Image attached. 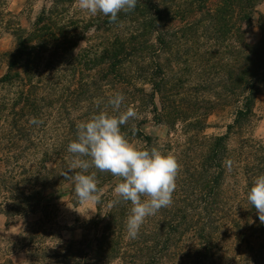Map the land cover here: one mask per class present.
<instances>
[{
	"label": "trees",
	"instance_id": "obj_1",
	"mask_svg": "<svg viewBox=\"0 0 264 264\" xmlns=\"http://www.w3.org/2000/svg\"><path fill=\"white\" fill-rule=\"evenodd\" d=\"M177 1L138 0L117 23L97 14V29L74 13L77 0H49L28 29L11 31L13 49L0 54V215L21 220L23 228L0 264H14L12 252L24 255L23 264H210L225 241H240L239 228H251L259 244L247 243V262L264 264V224L247 200L254 178L264 174V140L246 134L256 99L264 95V13L258 10L264 0H188L184 16L202 17L179 31L194 34L202 23L214 43L201 58L202 89L215 75L225 76L224 98L217 94L222 100L195 102L179 96V81L173 83L162 64L180 38L176 32L172 41L169 34L185 10ZM6 4L0 0V37ZM254 19L258 39L250 43ZM92 28L96 33L88 36ZM116 93L125 97L121 112H137L121 129L131 142L178 159L173 202L130 238L131 204L112 205L118 180L97 171L95 214L80 226V239H65L53 223L52 199L73 184L62 175L73 158L68 145L80 122L100 110L118 114L108 105ZM225 108L233 117L225 133L206 135L208 118ZM33 118L41 123H30ZM148 122L164 125L165 139L146 135ZM230 182L242 185L236 201L226 190Z\"/></svg>",
	"mask_w": 264,
	"mask_h": 264
},
{
	"label": "clouds",
	"instance_id": "obj_2",
	"mask_svg": "<svg viewBox=\"0 0 264 264\" xmlns=\"http://www.w3.org/2000/svg\"><path fill=\"white\" fill-rule=\"evenodd\" d=\"M137 3L138 0H77L81 10L93 16L102 14L110 23H117L121 12L134 11ZM124 99L123 94L116 93L108 100V105L118 114L100 110L77 125L76 139L67 148L73 158L62 175L72 181L81 204H96L100 200L97 171L116 178V199L112 205L130 202L126 228L128 236L134 239L147 217L172 204L181 165L171 153H164L156 147L143 149L131 142L121 129L129 120L137 118V112L132 108L121 112ZM30 123L39 124L41 121L33 118ZM132 131H136L134 126ZM89 169L96 171L89 172ZM247 200L264 224V174L254 178Z\"/></svg>",
	"mask_w": 264,
	"mask_h": 264
},
{
	"label": "rangeland",
	"instance_id": "obj_3",
	"mask_svg": "<svg viewBox=\"0 0 264 264\" xmlns=\"http://www.w3.org/2000/svg\"><path fill=\"white\" fill-rule=\"evenodd\" d=\"M48 3L49 0H7L5 7L7 14L5 16V24L3 26V31L5 33L0 37V54L9 52L13 49L14 38L11 35V31L16 28L28 29L35 20L36 16L39 14L40 10L44 6H47ZM175 5L177 8L185 10H182L183 13L180 12V20H178V23H174L175 25L172 24L175 27H172L169 31L171 40L172 34L176 32H178L176 34L177 37L180 38L178 43L166 51L162 56V64L165 65L166 75L173 83L176 80L179 81L181 86L178 90L180 92L179 96L186 100H190L192 102L202 99L216 101L224 98L223 94H225V92L224 89H222L225 81L224 74H218L212 77V84L210 87H205L206 89L204 90L202 89L201 82H203L206 75L201 72L203 68L201 58L203 57V53L208 49L207 45L211 46V44H214L209 39L210 34L203 30L202 23L197 26L194 34L191 33L185 35V32H180V28L186 27L188 22L200 20L202 15L198 13L194 17L189 18L184 16L187 11L186 7H188V0H179ZM208 6L211 8L212 4L210 3ZM258 10L264 13V3L258 7ZM74 13L87 20H93V27L97 26V29L99 28L96 15L93 16L90 13L81 10L78 7L77 2L74 5ZM95 31L96 29L92 28L89 31L88 36H92V34L96 33ZM192 34L193 39H191ZM257 39L258 33L254 19L253 26L248 31L247 40L250 43H254ZM80 46H84V44L82 43ZM224 47L225 45L221 46L222 53L224 52ZM223 62L225 63L226 60L224 59ZM216 69L217 68L214 70ZM4 71L5 68L2 64L0 65V76L4 73ZM209 80H211V78ZM218 93L222 94L221 98L217 96ZM253 113L254 116L246 134L247 136L253 137L255 140H264V95H260L256 99ZM232 119L231 109H222L216 115H212L208 118L207 123L209 128L205 131V134L209 136L223 135L226 131L225 126L231 123ZM142 130L146 135L160 140L165 139L167 132V128L164 125H157L153 122L145 124ZM132 143L138 147L141 146V143L138 141H133ZM234 145L235 142L232 141L231 146ZM241 188V184L236 186L235 183L231 182L226 186L227 192L229 194H233V201H236L241 195ZM52 202L57 207L53 223L64 229V238L75 240L80 239L82 234L80 226L94 216L96 204L79 203L74 193L73 184L64 186V189L60 194L53 196ZM22 228L23 222L21 220L8 219L3 215H0V263H2L5 258L4 253H6L7 250L9 251L8 247L10 240L14 238ZM239 230V234H241L240 241H237L235 237L230 239V241H225V244L227 243L225 247L229 244L231 245L230 249L227 250L224 247V249L220 251L219 256L216 257L210 264H250L247 262L248 257L246 259L244 256V254H248L247 251H245V249L248 248L247 243H252L255 248L259 247V244L256 242L255 237L253 238L251 228H239ZM11 259L14 264H23L24 255L22 253L12 252Z\"/></svg>",
	"mask_w": 264,
	"mask_h": 264
}]
</instances>
